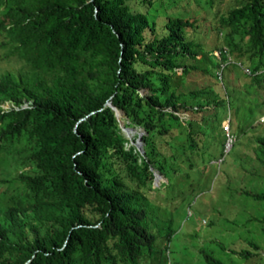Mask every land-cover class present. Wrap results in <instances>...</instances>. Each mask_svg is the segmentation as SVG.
Instances as JSON below:
<instances>
[{
    "label": "trees",
    "instance_id": "1",
    "mask_svg": "<svg viewBox=\"0 0 264 264\" xmlns=\"http://www.w3.org/2000/svg\"><path fill=\"white\" fill-rule=\"evenodd\" d=\"M178 1L0 0V101L33 102L0 106V156L16 163L1 179L0 264L169 262L157 193L175 181L153 185L154 168L186 173L194 153L212 158L202 124L183 115L211 102L205 73L241 64L264 81V0H196L204 16L169 10ZM113 106L143 129V151ZM247 145L264 165V133ZM242 191L264 202V190ZM210 242L198 249L208 264H226L216 245L231 259L258 249Z\"/></svg>",
    "mask_w": 264,
    "mask_h": 264
},
{
    "label": "rangeland",
    "instance_id": "2",
    "mask_svg": "<svg viewBox=\"0 0 264 264\" xmlns=\"http://www.w3.org/2000/svg\"><path fill=\"white\" fill-rule=\"evenodd\" d=\"M223 1L225 6L231 0ZM175 5L177 9L188 10L191 16H204L212 13L211 7L203 6L196 0H188V2L179 0L168 6L169 10H175L176 7L173 8ZM203 39L204 37L201 40ZM208 39L206 37L204 40ZM0 65H2V61ZM235 71L239 70L236 69ZM194 76L196 75L193 74ZM193 77L191 80L194 79ZM204 78L206 79L205 83L213 82L207 81L213 80L209 73H205ZM202 79L203 76L201 75V84L204 80ZM214 85L217 92H221L220 87ZM262 86L264 87V85ZM262 90L264 89L262 88ZM0 104L4 107L8 105L6 101L0 102ZM183 115L191 116L193 121H197L201 117V113L193 110L186 111ZM225 121L222 123L224 124ZM197 122L203 123L204 121ZM250 122L251 119L246 118L243 124L247 125ZM244 125L239 122L236 124L241 135L229 150L222 153V160L220 158L204 160L207 157L205 153L200 154L198 158L194 155L196 163L189 167L186 173L177 170L172 175L173 172H167L171 182L175 181V185L169 191L172 196L164 200L166 203L169 200L168 203H170L169 214L173 228L168 244L169 262L167 264H208L202 261L198 249L206 242H213V240L210 242L212 238L224 242L225 249L229 247L240 249L247 246L253 249L254 247L248 242L249 239L258 245V249H253L256 251L255 254L249 257H234L233 259L226 257L224 251L216 245L212 252L216 255L222 254L226 264H264V221L260 219L264 215V202L244 194L242 191L245 188H251L255 191L264 190V165L256 162L254 158L252 159L253 148L246 146L250 142L251 136L256 134L257 131L254 129L257 126L246 128ZM124 130L133 137L135 132L142 129L137 126L131 132L127 128ZM206 130L209 133L208 137L213 140L209 153L218 157L220 154V145L217 142L218 134L210 127H207ZM3 159L4 157L0 156V165L5 163V161L2 162ZM11 160L13 161V159ZM10 166L12 167L13 164L11 163ZM6 172L0 167V174ZM226 175L233 181L231 185L233 188H228L225 183L222 184ZM160 178L165 179V177ZM187 179L191 183V187L186 191L177 190L176 187L183 186L182 183L186 182ZM155 182L156 184L159 183L158 180ZM176 195L178 197L174 199Z\"/></svg>",
    "mask_w": 264,
    "mask_h": 264
},
{
    "label": "clouds",
    "instance_id": "3",
    "mask_svg": "<svg viewBox=\"0 0 264 264\" xmlns=\"http://www.w3.org/2000/svg\"><path fill=\"white\" fill-rule=\"evenodd\" d=\"M215 53L219 55L218 50H215ZM226 63L227 62L221 64V66H224ZM238 70L239 71H236L234 75L230 73H225V71L223 72V70L221 69H218L217 71H215L216 74L212 76L213 80H208V81H213L210 84L214 89L213 96L211 95V92L208 94L212 97L211 102L206 103L203 106L202 112H199L201 113V117L200 119H197V121H201V120L204 121L203 123H200V122L199 123L202 124L201 127L204 130L203 133H205L204 135L205 137H208L209 135L208 131L206 130L207 127H210L212 130L216 131L218 134L217 142L219 143V145H221V152H219L220 154L218 157L212 156L213 159L220 158V160H222V156H223L222 153L224 151L229 150L233 146L234 142L238 140L239 136L241 135V132L238 131L236 127V124L238 122L244 125L243 121H245L246 118H250L251 122L248 123L247 125H244V127L248 128L252 126H257V128L254 129L257 132L256 134L251 136V139L256 138L257 136H260L264 133V90H262V88L264 89V87L262 86L264 85V81L257 82L254 80L252 82L253 80L252 75L256 72L261 73V70L258 69L257 71H254L253 73V71L249 69V67L241 65V64ZM214 84H216L218 88L220 87L221 92H217V89H215ZM222 90H223V93H222ZM203 95H207V94H203ZM214 97H217V99L215 100ZM5 101L8 104L7 106L4 107L3 105L0 104V106H2L4 109H8L11 107H14V108L30 107L33 104L32 99H29V98H24L19 104L9 99H5L0 102L3 103ZM205 118H207L208 121H205ZM214 118L219 119V122H220L219 126L212 125V123L214 122L213 121ZM224 120L226 121L223 124L222 122ZM122 126H123V129H125V127L131 128L129 132H131L135 128V127H130V126H124L123 123H122ZM140 129L142 128L140 127ZM137 132H138V135H139V132H141L142 134L143 129L140 131L138 130ZM126 134L128 136L130 135L128 133ZM141 134H140V138H141ZM208 138L210 142L213 141L211 140L210 137ZM137 140H138V136L135 141L136 144H137ZM246 146H249V145H246ZM141 147H142V140H141ZM140 150L143 151V149H140ZM194 155L197 156L195 153L193 154V156ZM198 156H200V154ZM212 158H209L207 160H210ZM3 161L5 160L3 159L2 162ZM11 163L13 164L11 168H9L8 165H6L5 163H2L0 165L1 168L7 171L4 174H0V199L1 200L2 198H5L3 191H7V193H10V188H8V183L7 182L1 183V179L6 178L8 174H10L11 172L10 169H13V167L16 166L15 162H11ZM160 177H165V179L164 178L161 179ZM156 180H158L159 183L156 184L155 182ZM168 180H169V177L167 176V174H164L157 168H154L153 185L158 186L160 185L162 181L167 182ZM182 184L183 186H177L176 189L180 191H186L189 187H191L190 185L191 183L189 182L188 179L186 182H183ZM155 193L156 191L154 192V194ZM157 195L159 196L161 200L164 201L165 199L170 198L172 196V193L158 191ZM177 197L178 195H176L174 199H176ZM168 202H167V205H168L167 209H164L158 212L159 226H163L165 224L172 225V222H171L172 219L169 214L170 203ZM160 219H162L161 222H160ZM172 232H173V228H172ZM170 237L168 238L167 242L165 241L166 243L164 242L165 245L167 244L166 251L168 253H169L168 244L170 241Z\"/></svg>",
    "mask_w": 264,
    "mask_h": 264
},
{
    "label": "water",
    "instance_id": "4",
    "mask_svg": "<svg viewBox=\"0 0 264 264\" xmlns=\"http://www.w3.org/2000/svg\"><path fill=\"white\" fill-rule=\"evenodd\" d=\"M114 109H115L116 114L118 115V117H119L121 123H123L122 118H121V116H120L121 113H122V110L119 109V108H117V107H115V106H114ZM125 128H127V129H131V128H129V127H125ZM140 134H141V132H139V135H138L137 145L139 146L140 149H143V148L141 147V140H140L141 138H140Z\"/></svg>",
    "mask_w": 264,
    "mask_h": 264
}]
</instances>
